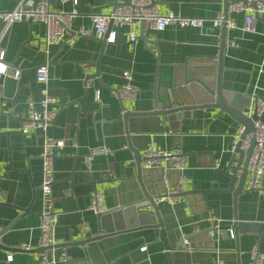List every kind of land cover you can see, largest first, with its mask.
<instances>
[{
	"label": "crops",
	"instance_id": "obj_1",
	"mask_svg": "<svg viewBox=\"0 0 264 264\" xmlns=\"http://www.w3.org/2000/svg\"><path fill=\"white\" fill-rule=\"evenodd\" d=\"M20 0H0V11L14 9ZM121 0H79V16L70 31L85 30L71 44L48 50V91L60 111L47 135L64 140L54 159L52 194L57 215V255L67 260L57 264H169L160 228L101 230L99 214L90 210L98 192L103 213L145 200L156 199L176 189L178 173L165 166L145 168L143 155L149 147L183 156L184 193L169 205L156 202L169 245L184 242L171 252L173 264H251L250 250L257 244L264 253V176L260 191L244 190L236 202L231 193L220 192L229 180L224 175L240 124L218 110L201 109L166 116L154 111V94L159 66L179 65L187 59L218 57L220 38L222 88L243 99L264 101V16L257 19V34L242 30L243 14L227 13L234 29L202 30L167 28L149 31L134 24L116 29L115 43L104 50L94 36L89 15H105ZM160 13L210 19L224 11L223 0H153ZM51 7V5H50ZM72 4L55 0V9L70 11ZM2 23L0 21V32ZM136 35L134 42L129 33ZM141 32L149 41L140 38ZM44 26L39 22L10 25L0 40L5 52L7 75L20 72L13 98L0 87V264H37L39 213L41 211L42 135L31 129L24 135L21 124L28 116L27 101H39L36 69L43 65ZM131 71L132 84L139 89L133 100L121 101L117 89L123 71ZM98 72V77H95ZM90 79L86 88L85 80ZM100 91L101 104L94 101ZM9 103V107L7 104ZM93 148L105 154L93 157L90 169L84 157ZM153 211L152 206L147 207ZM229 227L234 238L212 226ZM28 246L30 251H24ZM145 250L141 251V248ZM35 251V252H34ZM7 255L12 256L10 262Z\"/></svg>",
	"mask_w": 264,
	"mask_h": 264
},
{
	"label": "built area",
	"instance_id": "obj_2",
	"mask_svg": "<svg viewBox=\"0 0 264 264\" xmlns=\"http://www.w3.org/2000/svg\"><path fill=\"white\" fill-rule=\"evenodd\" d=\"M62 4L70 2L72 9L70 11L51 10L48 0H38L33 7L31 0H20L14 9L10 11H0V21L2 30L0 32V40L6 29L14 24L21 22H39L44 26V50L46 55L45 63L36 69V83L39 85V93L41 98L39 101L29 99L27 101L28 116L21 124L20 131L22 134H28L29 130H38L42 135L41 145V166L42 180L40 185L41 190V211L39 213V239L38 248L44 251L37 254V264H57L65 262L67 256L65 253L57 255L55 252L56 238L55 230L57 223V215L54 211V198L52 194V185L54 182V159L58 152L65 146L64 140L52 139L47 135L49 127L54 123L59 111L60 105L55 97L51 96L48 91L49 75L48 67L49 60L48 50L51 46L71 44L77 37H86L88 33L85 30L70 31V27L79 12L76 8L79 0H60ZM228 12L243 14L242 30L249 34H257L256 16H264V0H234L229 4ZM89 20L94 30V36L97 40H101L107 34V43H115L116 29L140 24L141 22L147 26L149 31L162 32L171 27L175 29H198L202 30L205 24H209L213 29H219L225 26L227 29L236 28L235 23L230 20H224L222 13L214 18H188L180 15L169 13H160L153 0H129L127 4H121L113 9L112 12L105 15L92 14L89 15ZM110 28V29H109ZM129 39L134 42L136 35L133 32L129 33ZM5 52L0 49V75H7V65L4 63ZM20 76L19 71L13 74L14 79ZM131 71H123L121 74L122 84L117 89V96L121 101L133 100L138 94L139 89L132 84ZM90 79L86 78L85 86H90ZM94 101L100 105V91H94ZM256 111L257 117L264 116V101L256 102L251 105L246 115L251 116L252 111ZM254 131L248 133L242 141L241 149L246 150L250 141L253 139L255 145L247 164L246 186L249 190L260 191L262 188V178L264 176V121L257 119L253 123ZM243 126H239L237 137L234 140L231 151L233 152L240 135L243 133ZM105 148H93L84 157V164L90 169L93 157L105 154ZM168 162L171 163L170 168L178 173V183L176 189L167 191L163 196L154 199L155 202L173 204L184 193L185 180L182 176L184 170L183 156L179 151L174 153L168 151L156 150L149 147L143 155V165L145 168L165 166ZM90 210L96 214L104 212L101 204V197L98 192L92 195ZM212 226L219 228V221L211 219ZM229 236L234 238V234L229 230ZM24 251H30L28 246L22 247ZM141 251L145 248H141ZM12 260L11 255H7L6 261ZM251 264H264V253L255 244L250 250Z\"/></svg>",
	"mask_w": 264,
	"mask_h": 264
},
{
	"label": "water",
	"instance_id": "obj_3",
	"mask_svg": "<svg viewBox=\"0 0 264 264\" xmlns=\"http://www.w3.org/2000/svg\"><path fill=\"white\" fill-rule=\"evenodd\" d=\"M31 1L33 2V7L38 2V0ZM48 1L51 7L55 9V0ZM128 1L129 0H121L120 3L116 1L112 7L114 9L121 4H127ZM223 1L224 20H227L228 6L233 3L234 0ZM256 17L260 19L259 16ZM27 23L30 24L32 22L28 21ZM140 25L144 26V23L141 22ZM225 29V26H223L222 30ZM140 36L146 43L156 45L155 42L149 41L143 32H141ZM106 39L107 34L103 39L97 40L101 43L102 51L107 44ZM224 48L225 39L222 35L219 43L218 57L192 58L187 59L184 63L179 65L159 66L153 88L154 111L148 114L160 115L165 122L166 116L169 115L176 114L178 118H181L184 112L214 109L218 110L215 117L222 113H226L243 126L244 131L239 137V141L232 152L225 171H223L229 183L227 188L219 190L220 192L231 193L234 202H236L237 196L244 190L247 177V164L255 145L252 139L249 147L246 150H242V141L248 133L254 131V121L257 119L264 121V116L258 118L256 111L253 110L251 116L248 117L246 112H248L250 106L254 105L255 102L252 104L251 100L243 99L241 95H235L222 88V73L224 70L222 66V54ZM94 76L98 77V72ZM17 82L18 81L12 76L0 75V87L3 89L6 98H13ZM7 107H9V103ZM149 205L152 206L153 211H148L147 207ZM99 217L101 230L105 231L106 234H109V232L113 230L157 224V227L161 229L159 239L164 243L169 264H173L171 252L175 248H180L184 242V239H181L179 243L175 245H169L167 243L165 232L159 218L157 204L153 198L151 199L148 196L145 197V200L107 211L100 214ZM228 230H230L229 227L222 226L214 228V226H211V228L205 232L215 237L217 231H221L223 235L227 236ZM43 251V249H39L37 252L41 253Z\"/></svg>",
	"mask_w": 264,
	"mask_h": 264
}]
</instances>
